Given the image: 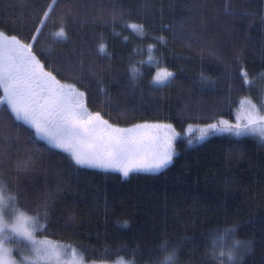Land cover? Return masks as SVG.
I'll use <instances>...</instances> for the list:
<instances>
[{
    "label": "trees",
    "instance_id": "1",
    "mask_svg": "<svg viewBox=\"0 0 264 264\" xmlns=\"http://www.w3.org/2000/svg\"><path fill=\"white\" fill-rule=\"evenodd\" d=\"M65 2L75 6V19L68 26V39L63 41L48 35L43 38L44 47L53 54L58 51L61 57L75 61V51L79 50L81 43H92L93 34L99 30L110 31L111 24L102 28L94 19L101 0ZM109 2L132 10L141 17L140 22L146 14L152 26L150 30L156 34L162 32L168 37L167 45L158 46L154 55L159 57L163 53L162 59L176 72V79L168 87L160 89L150 87V75H146L137 85L127 87L129 81L123 71L117 74L119 82L112 80L110 74L103 73L101 78L106 92H101L95 81L78 84V87L87 90L86 102L90 111H100L105 119L120 127L143 120H163L173 123L182 133L188 124L204 125L220 116L229 119L242 97L255 98L258 95L254 96L253 82L248 86H239L242 76L231 91L230 81L222 77L217 81L216 91H202L194 87L201 71L215 77L225 70V65L214 57L208 58L207 47L194 37L189 45V35L174 37L172 30L161 28L162 24H173L179 33L181 20L192 16L195 10L203 12L210 25L218 26L221 36L226 37L224 29L232 25L233 20L223 13L225 0H103L104 4ZM227 2L231 9L245 14L244 31L238 34V39L246 53L243 66L254 80L264 69L260 52V37L264 32V22L261 21L264 0ZM43 3L45 0H0V27L25 33L31 28L33 9ZM117 30H122L119 24ZM122 31L123 35L132 32L131 29ZM133 36L128 42L115 35L107 40L108 51L123 58L115 61L121 70L127 64L128 53L141 43L138 36ZM245 37L249 39L246 41ZM148 42L154 41L145 40L144 44ZM147 57L146 47L142 56L132 57L137 61L145 60L143 70L146 73L154 71V67L149 69ZM229 70L239 74L236 64ZM68 82L75 81L69 79ZM255 83L258 84L257 81ZM225 96L228 100L222 101ZM181 114L184 117L182 120L178 118ZM0 121L7 124L0 123V149L5 145L8 149L5 157L0 159V173H3L4 179H19L21 185L27 186L36 196L58 181L65 187L71 181L72 192L55 205L60 216L54 219L47 232L40 233L53 241L72 245L67 248L68 253L92 259L103 256L107 249L113 253V260L117 255L131 260L132 249L136 245L142 249L152 245L153 258L162 260L164 252L159 244L165 237L169 246L174 245L185 235L199 236L202 227L227 216L230 223H238L239 238L252 241L251 251L245 254V264H264V145L258 143L255 136L229 138L228 134L218 133L191 145L180 137L175 142L177 152L166 168L156 172L133 171L125 177L111 169L85 167L75 171L71 167L74 162L66 152L31 136V132L26 130L28 125L17 127L2 115ZM30 153L36 158V170L27 175L17 173L16 161L27 159ZM225 177L229 178L227 185ZM72 213H75L72 226L66 227L65 218ZM125 220L127 225L123 224ZM214 239L218 246L225 249L233 242L232 235L227 232L216 234ZM189 247L180 250V260L190 258L191 264H200V250L191 252ZM148 258L147 255L135 256L137 264H143Z\"/></svg>",
    "mask_w": 264,
    "mask_h": 264
},
{
    "label": "snow or ice",
    "instance_id": "2",
    "mask_svg": "<svg viewBox=\"0 0 264 264\" xmlns=\"http://www.w3.org/2000/svg\"><path fill=\"white\" fill-rule=\"evenodd\" d=\"M147 7L144 6L145 10ZM74 8L65 0H52L50 3L45 0V3L33 9L31 28L25 33L0 27V115L17 127L28 125L26 130L31 132V136L66 152L74 162L71 167L75 171L85 167L111 169L127 177L133 171L166 168L176 154L174 141L182 135L173 123L143 120L128 127L112 124L100 111L89 110L87 90L78 87V84L95 81L99 90L106 92L101 74L108 73L112 80H117V74L123 71L129 81L127 87L137 85L146 75H150V87H168L176 79V72L163 61V53L159 57L154 55L158 46L167 45L168 37L162 32L156 34L150 30L152 26L146 14L143 22H140L141 17L124 5L111 2L104 4L101 0L94 19L102 28L111 24V30L95 32L90 44L82 42L79 50L75 51L77 59L72 61L61 57L58 51L56 54L50 52L44 47L43 38L54 35L67 41L69 23L75 19ZM223 13L233 20V24L224 29L226 37L221 36L218 26L210 25L203 12L195 10L192 16L181 20L179 33L173 24L161 25L162 30H172L174 37L189 35V45L193 37L197 42L204 43L210 54L225 65V70L215 77L205 71L199 73L194 87L202 91H216L217 81L221 77L230 81V91L241 80V76L240 87L253 82L243 66L246 53L238 39V34L244 31L242 25L245 14L231 9L227 0L223 5ZM219 14L218 9L217 16ZM261 21L264 22V16ZM118 24L122 30L131 29L132 32L123 35L122 30H117ZM53 28L55 32L51 31ZM133 34L141 39V43L128 53L127 64L121 70L115 61L123 58L108 51L107 40L115 35L122 36L123 42H128L134 38ZM248 39L245 37L246 41ZM145 40L154 42L145 45ZM145 47L149 69L154 67V71L148 73L143 70L144 59H132L135 55L142 56ZM260 52L264 62V32L260 37ZM233 64L239 66V74L229 70ZM257 75L264 77V69ZM69 79L75 82L69 83ZM227 100V96L222 98V101ZM178 118L182 120L184 117L181 114ZM0 123L7 126L6 122ZM187 127L190 129L192 125L188 124ZM218 133L228 134L229 138H247L254 134L257 142L264 145V99L258 103L247 99L243 114L237 115L234 124L220 116L202 125L197 139L203 140ZM192 143L193 140H188V144ZM7 151L6 145L0 149V159L5 157ZM36 168V158L32 153L27 159L16 161L17 173L27 175ZM228 180L225 177L226 185ZM71 192L70 180L67 187L58 181L36 196L27 186H22L19 179H4L3 173H0V264H51L54 257L55 264H137L136 255L149 257L143 264H191L190 258L180 260V250L188 245L191 252L200 250V264H245V254L251 251L252 241L240 239L237 235L238 223H230L229 218L224 216L214 224L202 227L199 236L185 235L174 245L169 246L165 237L159 244L160 250L164 252L162 260L153 258L152 245L143 249L136 245L132 249L131 260L124 259L123 255H117L113 260V253L106 249L101 257L88 259L85 256L79 261L62 262L61 250L66 251L72 245L53 241L40 233L47 232L54 219L60 216L55 205ZM74 217L75 213H72L65 218L66 227L72 226ZM192 223L195 224V219ZM123 224L127 225L128 221H123ZM221 232L230 233L233 237L227 249L215 242V235ZM92 255L95 257V253Z\"/></svg>",
    "mask_w": 264,
    "mask_h": 264
},
{
    "label": "rangeland",
    "instance_id": "3",
    "mask_svg": "<svg viewBox=\"0 0 264 264\" xmlns=\"http://www.w3.org/2000/svg\"><path fill=\"white\" fill-rule=\"evenodd\" d=\"M206 56L208 58L210 57H213L211 54H209L208 51H206ZM255 81L258 82L255 83ZM253 88L255 89V93H254V96H257L255 98H251L249 96H245V97H242L237 106L235 107V110L233 111V114H232V117L229 118V119H226V120H230L233 122V124L236 122V117L238 114H243L244 112V109H245V105H246V100L247 99H252V100H255V102H259L261 99H264V77H260V76H256L255 79L253 80V84H252ZM257 86V87H256ZM257 88V90H256ZM202 125H192V127L189 129L188 127H186L184 129V131H182V135L177 137L176 141L180 138V137H184L186 139V142H188V140H193L194 143L196 142H199L201 140H198L197 138L200 136V127ZM250 135H253L255 136L254 134H250ZM204 140V139H203ZM174 141V144H176ZM193 144V143H192ZM191 145V144H190ZM177 152V150H176ZM161 170V169H160ZM159 171V170H157ZM139 172H156V171H139ZM82 257H80L79 255L77 254H70L64 250H61V256H60V260L63 262V261H70V260H75V261H79ZM51 264H55V257L53 258Z\"/></svg>",
    "mask_w": 264,
    "mask_h": 264
}]
</instances>
